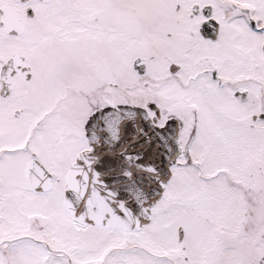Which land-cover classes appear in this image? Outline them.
<instances>
[{
  "label": "snow or ice",
  "instance_id": "1",
  "mask_svg": "<svg viewBox=\"0 0 264 264\" xmlns=\"http://www.w3.org/2000/svg\"><path fill=\"white\" fill-rule=\"evenodd\" d=\"M0 264H264V0H0Z\"/></svg>",
  "mask_w": 264,
  "mask_h": 264
}]
</instances>
